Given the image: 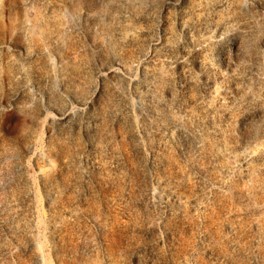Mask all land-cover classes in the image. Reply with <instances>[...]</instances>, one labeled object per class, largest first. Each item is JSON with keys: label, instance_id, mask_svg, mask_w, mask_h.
I'll return each instance as SVG.
<instances>
[{"label": "rangeland", "instance_id": "1", "mask_svg": "<svg viewBox=\"0 0 264 264\" xmlns=\"http://www.w3.org/2000/svg\"><path fill=\"white\" fill-rule=\"evenodd\" d=\"M0 264H264V0H0Z\"/></svg>", "mask_w": 264, "mask_h": 264}, {"label": "bare ground", "instance_id": "2", "mask_svg": "<svg viewBox=\"0 0 264 264\" xmlns=\"http://www.w3.org/2000/svg\"><path fill=\"white\" fill-rule=\"evenodd\" d=\"M82 2H84L85 0H81ZM89 1H92V2H99L100 0H89Z\"/></svg>", "mask_w": 264, "mask_h": 264}]
</instances>
